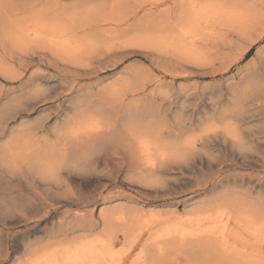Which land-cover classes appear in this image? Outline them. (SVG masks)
<instances>
[{
  "label": "rangeland",
  "instance_id": "1",
  "mask_svg": "<svg viewBox=\"0 0 264 264\" xmlns=\"http://www.w3.org/2000/svg\"><path fill=\"white\" fill-rule=\"evenodd\" d=\"M262 49L264 0H0V262L264 264Z\"/></svg>",
  "mask_w": 264,
  "mask_h": 264
},
{
  "label": "bare ground",
  "instance_id": "2",
  "mask_svg": "<svg viewBox=\"0 0 264 264\" xmlns=\"http://www.w3.org/2000/svg\"><path fill=\"white\" fill-rule=\"evenodd\" d=\"M208 11V10H207ZM206 17V16H205ZM198 18V17H197ZM196 19V18H195ZM206 20V19H205ZM190 22V21H189ZM196 27V26H195ZM196 31V30H195ZM43 32V31H42ZM261 34V33H260ZM262 36V35H261ZM259 37V36H258ZM258 39V38H257ZM67 43V42H66ZM22 45V44H21ZM263 57V56H262ZM264 58V57H263ZM260 61V60H259ZM264 61V60H263ZM258 64V63H257ZM260 66V65H259ZM257 69V68H256ZM258 70V69H257ZM243 82V81H242ZM255 82V81H254ZM241 85H242V83H241ZM253 86V85H252ZM246 87V86H245ZM255 88H258V91H257V93L256 94H254L253 96L251 95V97H249V99L252 101V102H254V104H255V101H264V86H259V87H254V89ZM240 89V88H239ZM245 89V88H244ZM257 90V89H256ZM238 92L240 91V90H237ZM245 91H246V89H245ZM244 91V93H246ZM254 91V90H253ZM251 92V91H250ZM239 94H240V92H239ZM236 95H237V93H236ZM248 100V98H247V96L246 95H243V96H241V99H240V102H241V104L243 105L244 103H245V101H247ZM249 103V102H248ZM263 104H264V102H262ZM234 104V103H233ZM237 104V103H236ZM143 105V104H142ZM131 107H132V105H131ZM145 107H146V104H145ZM233 107V106H232ZM235 107V106H234ZM247 107V106H246ZM258 107H259V105H258ZM264 107V106H263ZM147 108V107H146ZM145 108V109H146ZM150 108V107H149ZM249 108V107H248ZM134 109V108H133ZM8 110V109H7ZM249 110V109H248ZM254 110V109H253ZM110 111V110H109ZM147 111V110H146ZM6 113L7 112H9V110L8 111H5ZM4 112V113H5ZM250 112H252V110L250 111ZM151 113V112H150ZM147 114H149V112H147ZM149 115H151V114H149ZM148 115V116H149ZM251 115V114H250ZM222 117V119H223V121H224V125H223V122H222V125H221V127H222V132L220 133V134H222L223 133V136L225 135V136H229V134L231 133V136H233L232 134V126L234 125V123H238V122H241V121H243V120H246L247 118H248V115L245 113V111L244 110H242V108L241 107H239V108H230V109H228L227 108V110L225 111V112H223V116H221ZM135 119V118H134ZM146 120V119H145ZM21 121V120H20ZM140 121V120H139ZM250 121V120H249ZM127 122V121H126ZM219 122H220V119H219ZM6 122L4 121V122H2V125H4ZM136 123H137V119H136ZM135 123V124H136ZM242 123H244V122H242ZM126 125H128V124H126ZM130 125V124H129ZM139 125H141V124H139ZM238 125V124H237ZM246 125V124H245ZM264 125V124H263ZM7 126V125H6ZM5 126V127H6ZM130 126H132V125H130ZM135 126V125H134ZM142 126V125H141ZM240 126H241V124H240ZM129 127V126H128ZM137 127V126H136ZM140 127V126H139ZM233 127H235V126H233ZM239 128V127H238ZM5 129V128H4ZM7 129V128H6ZM141 129H144V128H141ZM235 129H236V127H235ZM1 130H2V128H1ZM11 130V129H10ZM139 130V129H138ZM3 131V130H2ZM8 131V130H7ZM6 131V132H7ZM137 131V130H136ZM135 131V132H136ZM154 131V130H153ZM240 131V130H239ZM5 132V133H6ZM236 132V131H235ZM14 133V132H13ZM237 133V132H236ZM239 133V132H238ZM3 134V133H2ZM239 134H241V133H239ZM147 135H149V134H147ZM236 135V134H235ZM207 136V135H206ZM9 137V136H8ZM243 137V136H242ZM228 138V137H227ZM232 138V137H231ZM240 138V137H239ZM158 139V138H157ZM188 139H190V138H188ZM228 139H230V138H228ZM233 139V138H232ZM232 139H230V140H232ZM238 140V143H237V140ZM236 139H233L234 140V142L233 143H235V140H236V143H235V145L237 144V146H239L240 145V142H239V139L238 138H236ZM243 139V138H242ZM3 141V140H2ZM162 141H164V140H162ZM240 141L242 142L243 140H241V138H240ZM188 142V141H187ZM164 143H166V141H164ZM69 144V143H68ZM67 144V145H68ZM242 144V143H241ZM64 145V144H63ZM63 145H60L59 146V149H58V152H59V155H61V157L62 158H66L67 157V154H68V152H66V148H63L62 146ZM70 145V144H69ZM169 145H171L172 146V144H169ZM168 145V146H169ZM180 145V144H179ZM241 146V145H240ZM177 147H179V146H177ZM242 147V146H241ZM167 148V147H166ZM5 149H6V152H7V159H8V164L10 165V166H12L13 167V169H15V170H18V171H20L21 172V170L23 169L22 167V163L24 162H26V160H27V155L25 154V153H23V152H15L14 151V145H13V142H11V141H8V142H6L5 143ZM175 149V148H174ZM173 149V150H174ZM243 149V148H242ZM168 150V149H167ZM175 151V150H174ZM176 152H177V150H176ZM181 153V152H180ZM52 155V154H51ZM50 155V156H51ZM178 157H181V156H179V155H177ZM183 156V155H182ZM53 166H51V164L49 163V158H46L45 156H43V155H38V156H36L35 158H34V162H33V169H36V171L38 170V171H40V172H44L45 174L46 173H49V175H50V173H53L54 172V170H53V168H52ZM26 169V168H25ZM33 170L31 169V172H32ZM27 174V173H26ZM48 175V174H47ZM48 175V176H49ZM53 175V174H52ZM45 176V175H44ZM44 176H43V178H44ZM27 177V176H26ZM61 179V178H60ZM24 180V179H23ZM26 180H27V178H26ZM25 180V181H26ZM231 198V197H230ZM234 202H236V200L234 201ZM257 203V202H256ZM241 206V205H240ZM250 207H251V205H249ZM252 208V207H251ZM251 208H247V209H251ZM115 215V214H114ZM222 216V215H221ZM218 218V217H217ZM235 220V219H234ZM229 222V221H228ZM201 223V222H200ZM107 224V223H106ZM155 224V223H154ZM216 225H219V223L218 222H216L215 223ZM252 225H255V224H253V223H251ZM239 225V224H238ZM200 226V225H199ZM250 227V226H249ZM118 228V227H117ZM208 228V227H207ZM251 228H252V226H251ZM150 229H151V226H150ZM190 229V228H189ZM209 229V228H208ZM207 229V230H208ZM253 229V228H252ZM149 230V229H148ZM212 231V230H211ZM248 231V230H247ZM203 233V232H202ZM186 234V233H185ZM184 235V234H183ZM189 235V234H188ZM261 237V236H260ZM152 243V242H151ZM150 243V244H151ZM261 243V242H260ZM257 244V243H256ZM71 245V244H70ZM73 245V244H72ZM247 245V244H246ZM252 245V244H251ZM255 245V244H254ZM262 245V244H261ZM74 246V245H73ZM258 247H259V245H258ZM262 247V246H261ZM146 248V247H145ZM260 248V247H259ZM258 248V249H259ZM68 249V248H67ZM67 252V251H66ZM149 252V251H148ZM150 252H151V250H150ZM149 252V253H150ZM147 264V263H146Z\"/></svg>",
  "mask_w": 264,
  "mask_h": 264
},
{
  "label": "snow or ice",
  "instance_id": "3",
  "mask_svg": "<svg viewBox=\"0 0 264 264\" xmlns=\"http://www.w3.org/2000/svg\"><path fill=\"white\" fill-rule=\"evenodd\" d=\"M261 56H264V49L261 50ZM256 77L260 80L262 86H264V61L261 62L259 69L255 73ZM37 95H39V89H37ZM71 103L68 101H62L65 104V110L60 113V117L57 118L58 121L63 120L65 122V126L71 125L75 128L76 121H82L83 115L81 114V105H87L92 108H99L104 104V100L99 96H84L80 93H74L70 98ZM39 103V100L37 101ZM51 127V125H49ZM261 148L264 149V144L261 145ZM3 181H0L2 183ZM262 192H264V188H262ZM43 211V209H40ZM0 240H3V235L0 234ZM0 255H3L0 252ZM0 264H4V262H0ZM6 264H13V261L9 259Z\"/></svg>",
  "mask_w": 264,
  "mask_h": 264
}]
</instances>
